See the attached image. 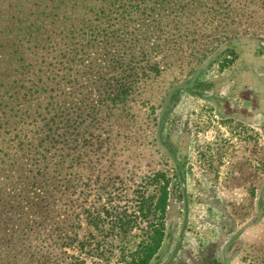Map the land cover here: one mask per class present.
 Wrapping results in <instances>:
<instances>
[{
    "label": "rangeland",
    "instance_id": "obj_1",
    "mask_svg": "<svg viewBox=\"0 0 264 264\" xmlns=\"http://www.w3.org/2000/svg\"><path fill=\"white\" fill-rule=\"evenodd\" d=\"M105 14L115 26L103 49L83 63L77 57L75 75H51L64 82L54 102L84 124L86 140L69 144L68 159H80L22 194L38 206L0 224V264H131L161 225L172 236L156 264H264V137L221 121L207 101L210 86L227 78L235 46L264 41V0H147ZM132 48L145 56L128 57L127 94L108 97L120 72L109 61ZM171 157L185 175L187 213ZM166 184L177 197L161 214Z\"/></svg>",
    "mask_w": 264,
    "mask_h": 264
},
{
    "label": "trees",
    "instance_id": "obj_2",
    "mask_svg": "<svg viewBox=\"0 0 264 264\" xmlns=\"http://www.w3.org/2000/svg\"><path fill=\"white\" fill-rule=\"evenodd\" d=\"M134 3L145 4L147 0H0V184L5 182L6 186H11L8 192L0 188V224L19 213L23 205L37 207V203L26 201L22 194H34L39 183H50L66 163L80 159L79 156L68 159L71 153L69 144L86 140L84 124L72 119L70 113H65L67 108H61L54 102L55 98L64 95V82L57 78L58 75H51L56 70L59 76H67L74 69L76 71L72 75L79 72L77 57L83 63L91 56L93 48L100 46L99 49H103L101 44L108 28L115 26V22L110 25L111 20L105 13H115L121 5L128 7ZM130 55L143 58L145 51L134 49L126 52L124 57L118 54L109 61L113 70L120 72L112 79V89L106 92L108 97L127 94L132 76L130 71L133 70L132 59L128 58ZM229 55L232 59L228 61L231 68L227 78H223L222 86L216 84L218 81L210 86L211 94L207 101L216 107L214 114L221 121L242 119L246 122L250 116L248 107L253 113L264 112V99L260 100L264 98V41L244 39ZM75 79L79 77L75 76ZM40 98L44 101L40 102ZM215 98L250 100L241 104L247 108L237 107V102H233L235 109L224 115L218 111L224 102ZM42 105L50 108V112L37 114ZM163 123L161 116L156 121V138L160 136ZM170 159L171 179H175L179 194L175 196V188L168 190L166 184L162 189L161 202L155 207L165 214L173 206L171 199L177 197L184 203L187 213L185 175L177 161L173 157ZM261 200L262 197L259 198ZM156 211H152L153 217ZM262 211L264 213V207ZM171 236V226L149 229L142 251L131 264L158 263L160 250ZM3 239L0 238L1 241Z\"/></svg>",
    "mask_w": 264,
    "mask_h": 264
},
{
    "label": "crops",
    "instance_id": "obj_3",
    "mask_svg": "<svg viewBox=\"0 0 264 264\" xmlns=\"http://www.w3.org/2000/svg\"><path fill=\"white\" fill-rule=\"evenodd\" d=\"M215 99H218L220 100L221 103L224 102V105L223 107L226 105H228L230 108V110H233L235 109V104L233 105V102H237V107L239 106L240 108L244 107V108H247L246 106H242L241 104L242 103H245L246 102H249L250 98L247 99V98H215ZM264 98H260V100H263ZM223 100V101H222ZM209 105L213 108H215V111L217 112L216 110V107L212 104L209 103ZM249 113H250V116L248 117V121L244 122L242 121V119H236V123L242 125V126H249L251 128H254L256 129L257 131L260 132V135L262 136V138L264 137V112L263 111H257L255 113H253V111L250 112V107L247 108ZM218 111H220V113L224 114L226 113V110L225 109H222V107L218 108ZM227 112H229V110H227ZM242 115L246 116L245 114L241 113ZM241 116V115H240Z\"/></svg>",
    "mask_w": 264,
    "mask_h": 264
}]
</instances>
